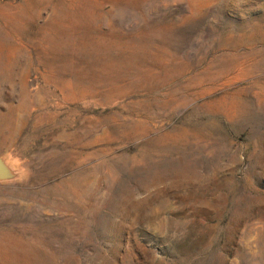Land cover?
Wrapping results in <instances>:
<instances>
[{"label":"rangeland","instance_id":"374dc122","mask_svg":"<svg viewBox=\"0 0 264 264\" xmlns=\"http://www.w3.org/2000/svg\"><path fill=\"white\" fill-rule=\"evenodd\" d=\"M0 264H264V0H0Z\"/></svg>","mask_w":264,"mask_h":264},{"label":"water","instance_id":"95a60500","mask_svg":"<svg viewBox=\"0 0 264 264\" xmlns=\"http://www.w3.org/2000/svg\"><path fill=\"white\" fill-rule=\"evenodd\" d=\"M16 177V171L8 164L5 158L0 157V181H8Z\"/></svg>","mask_w":264,"mask_h":264}]
</instances>
